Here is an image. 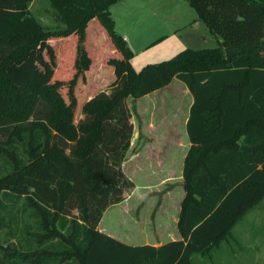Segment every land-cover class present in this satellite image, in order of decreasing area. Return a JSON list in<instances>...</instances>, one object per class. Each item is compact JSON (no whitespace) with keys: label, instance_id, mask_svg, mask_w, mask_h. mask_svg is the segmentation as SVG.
<instances>
[{"label":"trees","instance_id":"16d2710c","mask_svg":"<svg viewBox=\"0 0 264 264\" xmlns=\"http://www.w3.org/2000/svg\"><path fill=\"white\" fill-rule=\"evenodd\" d=\"M32 1L0 0V162L7 168L0 175V230L8 235L0 236V264L211 261L264 200V0H186L217 46L186 48L139 72L109 12L121 0H48L59 20L55 28L29 12ZM91 21L121 58L110 65L114 80L82 102L76 120L74 89L93 61L82 43L74 45L75 73L68 80L29 72L15 83L7 70L43 42H72ZM173 79L193 98L181 239L159 248L127 246L98 229L105 211L135 190L122 171L133 134L127 101Z\"/></svg>","mask_w":264,"mask_h":264},{"label":"rangeland","instance_id":"374dc122","mask_svg":"<svg viewBox=\"0 0 264 264\" xmlns=\"http://www.w3.org/2000/svg\"><path fill=\"white\" fill-rule=\"evenodd\" d=\"M29 12L40 19L47 28H55L59 23L48 0H33L29 5ZM109 12L114 20L116 33L125 39L127 49L132 53L131 65L135 72H139L146 65L169 60L186 48L217 46L216 37L198 21L197 13L186 0H122L109 7ZM106 35L105 32L101 33V27L96 21H91L81 35L71 37L72 42L69 39L62 42H43L22 63L10 66L7 72L15 83L29 72L47 76L51 71L54 79L68 80V76L75 73L74 60L77 54L74 45L82 43L93 61L89 71L78 78L74 89L79 101L76 109L78 120L82 102L105 89L115 78L113 67L110 68V65H116L119 59L114 56L112 41ZM101 55L104 56L103 59H99ZM63 76L66 77L63 79ZM177 84L178 81H173L170 90L162 92L159 96L163 95V99L169 102L170 106L165 112L160 113L158 107L150 112L144 106L148 102L146 99L138 102L128 99L127 103L133 114L134 136H137L134 153H143L145 146L148 154L153 150H163V140L159 139L160 131L162 133L163 130H171L170 122L177 117L179 120L184 117L187 100L192 96L183 95ZM60 92L67 99V87H62ZM144 158L149 161L148 157ZM130 167H126V170L135 175L138 188L125 197L128 198L122 201L123 204L112 206L105 211L101 223L102 226L109 227L114 235L119 232L127 237L149 238L162 221V209L165 214L176 212V193L180 195L183 187L177 190L178 185H181L177 183V179L159 186L158 176H153L150 171H140L138 164ZM6 170L3 162H0V175ZM178 172L177 167L173 168L170 177H176ZM22 220L29 223L27 218ZM124 220L125 224L119 227L118 224ZM164 221L166 223V220ZM127 222L131 223V227ZM232 234L233 237L228 243H223L219 250L212 253L211 261H202L196 257L195 264H264V200L253 211L248 212L233 228ZM0 236L7 239V230H0Z\"/></svg>","mask_w":264,"mask_h":264},{"label":"crops","instance_id":"0c3cea01","mask_svg":"<svg viewBox=\"0 0 264 264\" xmlns=\"http://www.w3.org/2000/svg\"><path fill=\"white\" fill-rule=\"evenodd\" d=\"M196 23L198 24V22H196ZM102 32L104 33L103 29L101 30V33ZM111 48H113L114 56L117 59H120L121 54L118 52V50H116L114 44H111ZM173 81L179 82V84H177V86L183 95H185V96L191 95L189 90L187 89V87L184 84H182V82H180L177 79H175ZM173 81L169 85H167L166 87H164L158 91L152 92L148 95H145L142 98H139L135 101L138 102V101H141L143 99H146V100H148V102L144 106L147 109H149L150 112H151V110H155L156 109L155 107L159 108L160 113L165 112L164 110L167 109L168 106H170V105H168L169 102H167V100L163 99V95L161 96L162 98L159 96L161 95L162 92H167L168 90H170L169 88L171 87V84L173 83ZM192 102H193V98H190V96H189L187 103H186V106L184 108V117L182 116V118L180 120L178 117L173 119L169 125L170 128L172 127L171 130H163L162 133L160 131L159 139L163 140V141H161L163 143V150H160V149L153 150L152 153L148 154V152L146 150V146H145L144 152H143L144 154L143 153H140V154L134 153L135 144L137 143V140H136L137 136L136 137L134 136L135 127H134V121H133V134H132V138H131V142H130V147H129L128 151L126 152L125 159L122 163V171L124 172V174L129 179H131L134 182L135 189L138 188V186H137L138 183L136 182V179L134 178L135 175L133 173L130 174V172L128 170H126V167L131 168L130 165L133 168L134 164H135V166L138 164L141 167L140 171H142V172L150 171L153 176H158L159 182H157V183L159 186H163L166 183H170V181L172 182V180L177 179V181H179L177 183L181 184V185H178L177 190H179V188L182 187L183 163H184L185 156H186V154L189 150V147H190L188 134L186 131V123L188 120L189 109H190ZM180 113H182V112L180 111ZM175 114H176V112H175ZM165 146H167V147L165 148ZM150 155H151V157H149ZM145 156L148 157L149 161H147V159L144 158ZM175 167H177V171H179V172H178V175L176 177L172 178V177H170V175H171L170 172ZM182 190H183V188H182ZM176 194H177V198H178L177 199L178 203L176 202L177 203L176 204L177 205L176 212L175 213L171 212V213L165 214L164 213L165 211H163V209H162V212H163V215L161 214L162 221H160V223L158 224L156 232L153 234V236H151L149 238L141 239L142 237H138V236L127 237L125 234L120 235L119 232H116L117 235H114L113 234L114 232L109 227L102 226L101 221L99 223L98 229L100 232L104 233L107 236H110V237L116 239L120 243L127 245V246H132V247L150 246L153 248H159L161 246L168 244L169 242L180 240L181 237H180V234L177 230V222H178V215H179V211H180V203L183 199L184 191L180 195L178 192ZM169 196H170V194L168 195V197ZM127 198H125L124 200H126ZM124 200H123V202H124ZM115 206H119V204H117ZM251 211H253V209ZM166 215H167L169 220L167 219ZM164 220H166V223ZM123 224H125V220H124V222L123 221L120 222V224H118V225H119V227H121V225H123ZM126 224H128V226L131 227L130 222H127ZM197 258L199 260L201 259L202 261L205 260L201 256H197ZM202 264H204V263H202Z\"/></svg>","mask_w":264,"mask_h":264}]
</instances>
